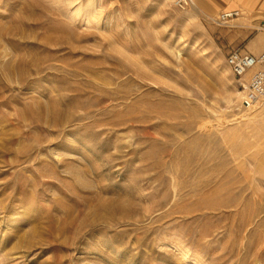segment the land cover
Returning a JSON list of instances; mask_svg holds the SVG:
<instances>
[{
  "label": "rangeland",
  "instance_id": "rangeland-1",
  "mask_svg": "<svg viewBox=\"0 0 264 264\" xmlns=\"http://www.w3.org/2000/svg\"><path fill=\"white\" fill-rule=\"evenodd\" d=\"M219 14L0 0V264H264L254 38Z\"/></svg>",
  "mask_w": 264,
  "mask_h": 264
},
{
  "label": "crops",
  "instance_id": "crops-1",
  "mask_svg": "<svg viewBox=\"0 0 264 264\" xmlns=\"http://www.w3.org/2000/svg\"><path fill=\"white\" fill-rule=\"evenodd\" d=\"M193 7L209 16L236 12L228 22L236 27L234 38L245 40L244 49L254 55L264 49V0H192ZM252 31L256 34L251 36Z\"/></svg>",
  "mask_w": 264,
  "mask_h": 264
},
{
  "label": "built area",
  "instance_id": "built-area-1",
  "mask_svg": "<svg viewBox=\"0 0 264 264\" xmlns=\"http://www.w3.org/2000/svg\"><path fill=\"white\" fill-rule=\"evenodd\" d=\"M178 4L187 6L193 3L192 0H178ZM234 15L236 12H224L212 20L226 22ZM262 27H264V21ZM226 63L237 78L251 70L246 85H243L242 106L244 108H251L264 99V49L254 55L239 48H233L226 57Z\"/></svg>",
  "mask_w": 264,
  "mask_h": 264
},
{
  "label": "bare ground",
  "instance_id": "bare-ground-1",
  "mask_svg": "<svg viewBox=\"0 0 264 264\" xmlns=\"http://www.w3.org/2000/svg\"><path fill=\"white\" fill-rule=\"evenodd\" d=\"M243 97V96H242Z\"/></svg>",
  "mask_w": 264,
  "mask_h": 264
}]
</instances>
